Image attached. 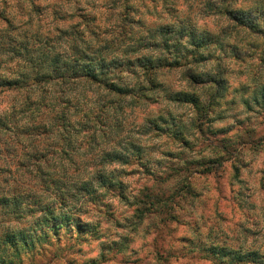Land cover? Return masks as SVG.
Wrapping results in <instances>:
<instances>
[{
    "label": "clouds",
    "instance_id": "9594fccd",
    "mask_svg": "<svg viewBox=\"0 0 264 264\" xmlns=\"http://www.w3.org/2000/svg\"><path fill=\"white\" fill-rule=\"evenodd\" d=\"M0 264H264V0H0Z\"/></svg>",
    "mask_w": 264,
    "mask_h": 264
}]
</instances>
